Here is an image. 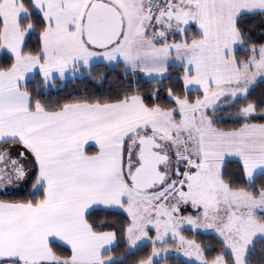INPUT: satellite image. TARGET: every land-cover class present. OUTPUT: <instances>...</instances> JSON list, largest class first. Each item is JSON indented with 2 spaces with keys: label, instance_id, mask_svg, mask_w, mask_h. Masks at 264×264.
I'll list each match as a JSON object with an SVG mask.
<instances>
[{
  "label": "snow or ice",
  "instance_id": "6c2138e0",
  "mask_svg": "<svg viewBox=\"0 0 264 264\" xmlns=\"http://www.w3.org/2000/svg\"><path fill=\"white\" fill-rule=\"evenodd\" d=\"M0 264H264V0H0Z\"/></svg>",
  "mask_w": 264,
  "mask_h": 264
}]
</instances>
